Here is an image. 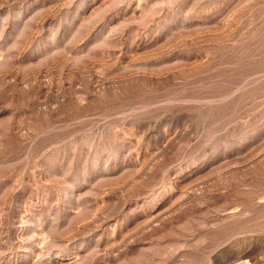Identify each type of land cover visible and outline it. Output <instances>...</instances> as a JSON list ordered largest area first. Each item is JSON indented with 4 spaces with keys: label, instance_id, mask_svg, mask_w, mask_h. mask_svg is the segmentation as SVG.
Listing matches in <instances>:
<instances>
[{
    "label": "rangeland",
    "instance_id": "obj_1",
    "mask_svg": "<svg viewBox=\"0 0 264 264\" xmlns=\"http://www.w3.org/2000/svg\"><path fill=\"white\" fill-rule=\"evenodd\" d=\"M0 264H264V0H0Z\"/></svg>",
    "mask_w": 264,
    "mask_h": 264
}]
</instances>
